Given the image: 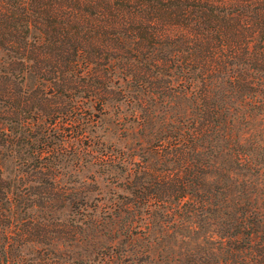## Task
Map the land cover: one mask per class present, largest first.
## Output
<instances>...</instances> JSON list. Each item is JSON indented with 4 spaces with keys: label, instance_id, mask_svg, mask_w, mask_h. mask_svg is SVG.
<instances>
[{
    "label": "trees",
    "instance_id": "trees-1",
    "mask_svg": "<svg viewBox=\"0 0 264 264\" xmlns=\"http://www.w3.org/2000/svg\"><path fill=\"white\" fill-rule=\"evenodd\" d=\"M120 106L133 167L84 152L124 171L102 202L61 159ZM70 246V264H264V0H0V264Z\"/></svg>",
    "mask_w": 264,
    "mask_h": 264
},
{
    "label": "rangeland",
    "instance_id": "rangeland-1",
    "mask_svg": "<svg viewBox=\"0 0 264 264\" xmlns=\"http://www.w3.org/2000/svg\"><path fill=\"white\" fill-rule=\"evenodd\" d=\"M127 114L128 109L126 108V106H120L117 111H108V113L104 115V121H102L100 128L95 127L92 133L93 135H96L95 138L93 136H90V138H92V143L96 142L93 148H91V143H88L90 144L88 148L85 147V145L88 144L82 139L73 142V144H75L74 146L76 147V151L78 153L80 152L77 156L79 158L77 163H74V169L68 162V158L70 156L67 155L65 159H61V161H63L64 163L63 171L65 172L63 179L68 177L69 181L75 182V184L80 183L82 185H87L88 188L97 186L100 194H98L96 197L103 198L102 202H104L107 197L109 199H112L117 195L120 196L125 194V192L117 188V185H119L117 183H119L124 178V171L122 170V168L118 169L117 166L115 167V169L110 168L107 171H105L103 168H97L96 166H93L87 162V159H90V156H88L84 152L86 151V149H89L90 152L95 154L96 152L104 149L105 146H110L114 149L119 150L121 149L123 150L124 156L127 158V161H129L130 166L128 167H133V164L130 161H134L136 158H133L132 160H128V158L132 153L131 150H136L137 148L135 144L137 135L135 134L134 125L127 120ZM122 116L125 117L123 120L121 118ZM115 119H119L122 123L120 124L106 122L108 120ZM136 151L135 153H137ZM144 154L145 156H147L146 151L144 152ZM94 196L95 193H89L87 195V198L84 200L93 201L92 198H94ZM66 212L68 213L69 211L62 210L60 212H56L54 215H56L59 219H65L67 217ZM69 217L75 218V216L72 215H70ZM99 242L107 245L108 239L102 237L100 238ZM78 250L79 249H77V247L70 246L67 248L68 258H65L66 264H70L71 260L76 258V253ZM93 264H95V262Z\"/></svg>",
    "mask_w": 264,
    "mask_h": 264
}]
</instances>
